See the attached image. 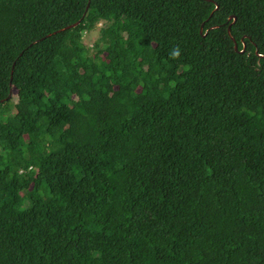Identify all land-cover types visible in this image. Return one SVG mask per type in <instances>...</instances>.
<instances>
[{"label":"trees","instance_id":"trees-1","mask_svg":"<svg viewBox=\"0 0 264 264\" xmlns=\"http://www.w3.org/2000/svg\"><path fill=\"white\" fill-rule=\"evenodd\" d=\"M0 264H264V0H0Z\"/></svg>","mask_w":264,"mask_h":264},{"label":"rangeland","instance_id":"rangeland-1","mask_svg":"<svg viewBox=\"0 0 264 264\" xmlns=\"http://www.w3.org/2000/svg\"><path fill=\"white\" fill-rule=\"evenodd\" d=\"M74 25V24H73ZM106 23L104 22H100L96 27L95 29H93L91 32H87V33H84L83 35V44L89 49V53L90 55H93L95 54V49H94V44L98 41L99 39V36H100V31L103 27H105ZM71 26V25H70ZM69 27V26H68ZM76 28V27H75ZM73 29V28H72ZM244 49V48H243ZM105 54H102V57H104ZM11 100V105L9 107V110H10V113L9 114H12L14 112V104L16 103L17 101V91H12L11 92V96L9 97ZM8 100V101H9ZM8 114V115H9ZM4 120L6 118H3Z\"/></svg>","mask_w":264,"mask_h":264},{"label":"water","instance_id":"water-1","mask_svg":"<svg viewBox=\"0 0 264 264\" xmlns=\"http://www.w3.org/2000/svg\"><path fill=\"white\" fill-rule=\"evenodd\" d=\"M218 5L216 6V10H218ZM85 16V15H84ZM228 21H232V24H234L235 22H236V17L235 16H230L229 18H228ZM81 23V20L80 21H78L77 23H75L74 25H71V26H69V27H66L65 29H63V30H67V29H70V28H75V27H77L79 24ZM62 30V31H63ZM200 33L202 34L203 33V28H201L200 29ZM228 33H229V35L231 34V31H230V27H228ZM206 34L207 33H205L204 34V36H206ZM234 50L236 51V52H239V53H241V54H243L244 52H245V48L242 50V51H239L238 50V45H237V43L234 41ZM10 96H11V94H10Z\"/></svg>","mask_w":264,"mask_h":264},{"label":"clouds","instance_id":"clouds-1","mask_svg":"<svg viewBox=\"0 0 264 264\" xmlns=\"http://www.w3.org/2000/svg\"><path fill=\"white\" fill-rule=\"evenodd\" d=\"M245 48V47H244ZM239 50V49H238ZM242 51V50H241ZM237 53H239V52H237ZM241 54V53H240ZM244 54V53H243Z\"/></svg>","mask_w":264,"mask_h":264}]
</instances>
